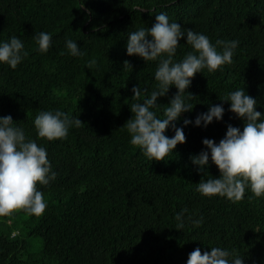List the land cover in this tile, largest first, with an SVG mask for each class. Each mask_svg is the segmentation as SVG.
Segmentation results:
<instances>
[{
    "label": "trees",
    "instance_id": "16d2710c",
    "mask_svg": "<svg viewBox=\"0 0 264 264\" xmlns=\"http://www.w3.org/2000/svg\"><path fill=\"white\" fill-rule=\"evenodd\" d=\"M160 12L213 44H239L222 71L194 75L186 89L194 107L175 122L185 143L165 160L150 161L129 143L123 125L136 102L131 89L146 90L141 102L150 95L157 64L128 56L125 46L129 32L151 28ZM40 31L52 33L46 54L33 40ZM13 35L29 55L15 70L0 65V117L10 115L33 139L40 111L59 109L82 124L63 141L37 140L56 179L37 185L47 201L43 215L0 217V264H186L194 249L203 254L216 246L235 250L243 264H264V198L248 190L235 203L201 196L195 190L200 180L219 173L211 161L200 172L190 161L205 150L203 139L218 143L228 125L242 130L243 121L220 100L229 92L244 88L264 115V0H0V41ZM66 38L85 55H69ZM178 43L177 61L192 51L183 37ZM90 59L96 60L92 70L86 68ZM175 93L170 87L158 97V118ZM217 104L225 109L219 122L183 125ZM165 135L172 137L174 129ZM181 209L203 223L194 228L186 220L176 230ZM30 238L41 240L35 252H29Z\"/></svg>",
    "mask_w": 264,
    "mask_h": 264
},
{
    "label": "clouds",
    "instance_id": "9594fccd",
    "mask_svg": "<svg viewBox=\"0 0 264 264\" xmlns=\"http://www.w3.org/2000/svg\"><path fill=\"white\" fill-rule=\"evenodd\" d=\"M80 7H83L82 3ZM182 37L192 51L177 61V49L181 46L178 42ZM33 40L36 51L46 54L52 44V33L40 31L33 36ZM238 44V40L219 39L213 44L203 33L182 28L176 21L170 22L164 12L155 16L151 28L141 27L128 33L126 54L157 64L154 73L156 85L150 95L143 97L141 102L142 93L146 90L138 85L131 89L136 102L131 104V118L123 125L130 137L129 143L137 147L146 159L165 160L167 155L174 153L178 144L185 143L183 129L176 127L175 122L182 113L191 112L194 107L189 102L193 96L186 89L194 75L202 70L214 73L232 64ZM65 47L73 57L85 55L72 39L66 38ZM28 55L19 37L13 35L6 41H0V65L15 70ZM95 66V59L86 62L88 70ZM170 87H174L176 93L169 100L161 119L154 109L158 106V97H164ZM220 100L229 103L228 111L243 121V128L228 125L218 143L207 138L202 140L205 150L191 156L190 161L198 172L204 171L211 161L219 176L200 180L195 190L206 198L218 196L233 203L244 199L246 190L255 198H264V115L255 110L257 101L247 95L244 88L229 92ZM224 111L222 104L211 105L194 119H183V125L207 127L213 120L219 122ZM32 123L36 139L13 122L10 115L0 117V217L11 216L17 211L37 217L44 214L47 201L37 185L48 186L57 174L52 170L46 148L37 140L63 141L71 128L82 124L76 116L70 117L59 109L40 111ZM170 127L174 129V135L169 138L165 130ZM186 211L181 209L175 214L176 230L184 229L186 220L194 228L203 223L202 217H185ZM186 264H243V259L235 250L216 246L203 254L200 248L194 249L189 253Z\"/></svg>",
    "mask_w": 264,
    "mask_h": 264
},
{
    "label": "rangeland",
    "instance_id": "374dc122",
    "mask_svg": "<svg viewBox=\"0 0 264 264\" xmlns=\"http://www.w3.org/2000/svg\"><path fill=\"white\" fill-rule=\"evenodd\" d=\"M31 246L29 248V252H35L41 246V240L36 238H30Z\"/></svg>",
    "mask_w": 264,
    "mask_h": 264
}]
</instances>
